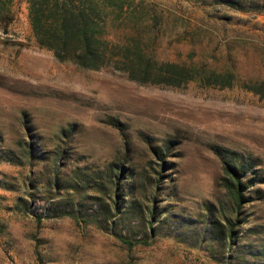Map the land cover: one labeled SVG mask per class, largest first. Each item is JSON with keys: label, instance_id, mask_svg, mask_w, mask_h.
Wrapping results in <instances>:
<instances>
[{"label": "rangeland", "instance_id": "obj_1", "mask_svg": "<svg viewBox=\"0 0 264 264\" xmlns=\"http://www.w3.org/2000/svg\"><path fill=\"white\" fill-rule=\"evenodd\" d=\"M94 1L142 62L61 60L32 0H0V264H264V0ZM224 149L249 164L238 207Z\"/></svg>", "mask_w": 264, "mask_h": 264}, {"label": "trees", "instance_id": "obj_2", "mask_svg": "<svg viewBox=\"0 0 264 264\" xmlns=\"http://www.w3.org/2000/svg\"><path fill=\"white\" fill-rule=\"evenodd\" d=\"M214 1L237 9L246 8L243 0ZM2 13L3 11L0 10V14ZM5 16L9 17L7 22L16 18L9 11L3 13L2 17ZM29 16L38 43L52 49L61 60L69 59L83 67L99 68L112 60L118 66L128 67L132 66L131 64L135 66L136 58H132L131 53L139 56L140 62L146 58L138 48L132 49L126 46L124 53L118 51L121 44L114 42L107 35V14L96 5L94 0H32ZM148 64L149 59L143 61L140 66L145 75L148 72ZM146 76L144 78H147ZM167 78L170 82H180L175 81L173 74L167 75ZM208 78H214L220 86L231 85L227 81V76L210 75ZM248 88L264 97V78L253 85H248ZM115 124L119 126V123ZM219 152L225 162L226 174L222 177L223 184L230 192L235 205L241 206L244 199L249 197L246 191H251V178L246 176L249 164L241 159L237 151L224 149ZM235 224L234 219L226 222L229 243L234 240ZM122 239L130 246L136 242H144L142 239L132 240L123 236Z\"/></svg>", "mask_w": 264, "mask_h": 264}]
</instances>
